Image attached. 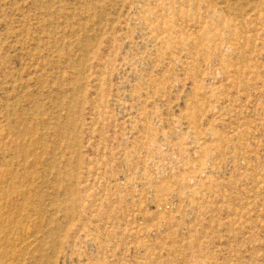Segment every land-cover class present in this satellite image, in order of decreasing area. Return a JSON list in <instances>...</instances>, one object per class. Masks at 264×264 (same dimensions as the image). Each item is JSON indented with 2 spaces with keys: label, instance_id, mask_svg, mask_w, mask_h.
Segmentation results:
<instances>
[{
  "label": "rangeland",
  "instance_id": "obj_1",
  "mask_svg": "<svg viewBox=\"0 0 264 264\" xmlns=\"http://www.w3.org/2000/svg\"><path fill=\"white\" fill-rule=\"evenodd\" d=\"M0 264H264V0H0Z\"/></svg>",
  "mask_w": 264,
  "mask_h": 264
}]
</instances>
